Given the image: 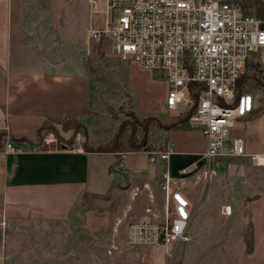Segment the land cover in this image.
<instances>
[{"label":"rangeland","instance_id":"1","mask_svg":"<svg viewBox=\"0 0 264 264\" xmlns=\"http://www.w3.org/2000/svg\"><path fill=\"white\" fill-rule=\"evenodd\" d=\"M16 4L25 69L91 81L88 117L50 121L40 146L97 151L118 135L123 143L146 137L149 148L166 151L163 127L177 116L165 109V77L123 61L109 40L90 37L104 16L91 12L89 0ZM245 74L251 77L245 92L264 88V54L252 57ZM201 172L170 184L160 172L126 181L104 197L83 196L61 219L6 209L0 199V264H264V168L227 157L209 160ZM177 193L198 203L187 222L190 241L167 235L177 219Z\"/></svg>","mask_w":264,"mask_h":264},{"label":"crops","instance_id":"2","mask_svg":"<svg viewBox=\"0 0 264 264\" xmlns=\"http://www.w3.org/2000/svg\"><path fill=\"white\" fill-rule=\"evenodd\" d=\"M20 13L16 0H0V199L4 208L26 209L52 218L70 216L83 196L108 195L117 185L130 183L153 173L168 179L202 173L207 139L198 130L176 128L166 132L165 149L116 153L86 152L36 146L40 129L59 120H84L90 109V77L86 74L27 70L16 39ZM253 111L234 129L242 136L249 153L264 155V88L249 91ZM64 132V131H63ZM69 134L70 132H64ZM26 138L32 144L14 139ZM11 142L21 149L5 151ZM155 154V162L151 156ZM121 163L114 171L118 158ZM169 187L167 186L166 189ZM189 203L191 216L198 209L195 195L180 193Z\"/></svg>","mask_w":264,"mask_h":264},{"label":"built area","instance_id":"3","mask_svg":"<svg viewBox=\"0 0 264 264\" xmlns=\"http://www.w3.org/2000/svg\"><path fill=\"white\" fill-rule=\"evenodd\" d=\"M89 2L93 14L104 16L103 27L90 30V37L109 40L123 61L165 77V109L172 116L193 109L185 126L207 139L206 159L243 158L264 168V155L249 153L245 138L233 136L254 108L253 96L238 82L252 57L264 54V19L233 0H101L102 8L99 0ZM194 83L203 86L194 88L197 97L191 96ZM5 151L21 149L8 142ZM170 153L168 146L158 157L167 160ZM179 195L167 235L190 241V205Z\"/></svg>","mask_w":264,"mask_h":264},{"label":"trees","instance_id":"4","mask_svg":"<svg viewBox=\"0 0 264 264\" xmlns=\"http://www.w3.org/2000/svg\"><path fill=\"white\" fill-rule=\"evenodd\" d=\"M233 1L238 2L241 5V7L247 13L254 14L258 18L264 19V1L263 0H233ZM250 78L251 77H248L246 74L242 75V77L240 78V80L238 82V86L241 88L242 85ZM196 85L199 86L200 84H195L194 83L193 86L191 85V96L192 97H197L198 96V93L194 92V88L197 87ZM200 87H203V86L200 85ZM192 114H193V109L188 111V112H186V113H184V114H182V115H180V116H177V117L171 119V121H168L167 124L163 127V129L165 130V132H168V131H170L172 129L183 127L188 122L189 117ZM43 128L40 129V131L38 133V142L35 143L36 146H40V141H41L40 139H41V136H42ZM117 136L118 135H116L110 142H108L103 149L97 150V151H91L89 149H86V152L116 153V154H118L120 156L125 151L126 152H139V151H149L151 149V148L148 147V138H146V137H143L140 140H136V139H134L132 137H129L126 140V142L123 143L122 141H119L117 139L118 138ZM3 137H4V133H0V147H1V144H2ZM14 140L19 141V142H25V143H28V144H32L26 138H17V139H14ZM125 146L128 147V150H124ZM120 163H121V157H119L117 163L110 168V171L113 172L115 167L119 166Z\"/></svg>","mask_w":264,"mask_h":264}]
</instances>
